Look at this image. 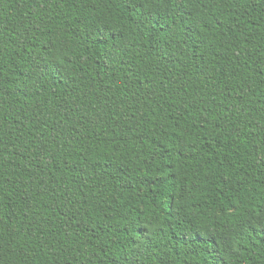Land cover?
Returning <instances> with one entry per match:
<instances>
[{
	"label": "trees",
	"instance_id": "1",
	"mask_svg": "<svg viewBox=\"0 0 264 264\" xmlns=\"http://www.w3.org/2000/svg\"><path fill=\"white\" fill-rule=\"evenodd\" d=\"M0 264H264V0H0Z\"/></svg>",
	"mask_w": 264,
	"mask_h": 264
}]
</instances>
